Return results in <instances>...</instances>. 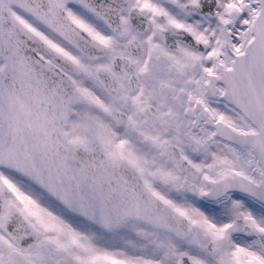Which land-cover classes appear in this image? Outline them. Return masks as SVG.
Masks as SVG:
<instances>
[{
  "label": "snow or ice",
  "instance_id": "6c2138e0",
  "mask_svg": "<svg viewBox=\"0 0 264 264\" xmlns=\"http://www.w3.org/2000/svg\"><path fill=\"white\" fill-rule=\"evenodd\" d=\"M0 264H264V0H0Z\"/></svg>",
  "mask_w": 264,
  "mask_h": 264
}]
</instances>
